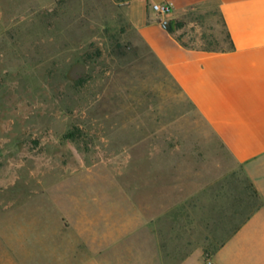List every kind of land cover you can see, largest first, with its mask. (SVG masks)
<instances>
[{
  "label": "rangeland",
  "instance_id": "374dc122",
  "mask_svg": "<svg viewBox=\"0 0 264 264\" xmlns=\"http://www.w3.org/2000/svg\"><path fill=\"white\" fill-rule=\"evenodd\" d=\"M131 3L0 0V264H213L263 202ZM168 21L229 45L216 1Z\"/></svg>",
  "mask_w": 264,
  "mask_h": 264
},
{
  "label": "crops",
  "instance_id": "0c3cea01",
  "mask_svg": "<svg viewBox=\"0 0 264 264\" xmlns=\"http://www.w3.org/2000/svg\"><path fill=\"white\" fill-rule=\"evenodd\" d=\"M147 1L132 0L129 5L133 26L233 157L245 166L263 201L213 252L210 261L264 264V0H167L176 16L218 2L235 44L228 50L184 45L156 18ZM69 225L70 220L65 222ZM103 237L98 234L94 239ZM109 239L100 252L114 247L116 240ZM81 244L75 245L73 256L83 252ZM151 250L150 264H154L152 243ZM86 258L88 254H83L72 264H88Z\"/></svg>",
  "mask_w": 264,
  "mask_h": 264
},
{
  "label": "trees",
  "instance_id": "16d2710c",
  "mask_svg": "<svg viewBox=\"0 0 264 264\" xmlns=\"http://www.w3.org/2000/svg\"><path fill=\"white\" fill-rule=\"evenodd\" d=\"M222 18H223V16H222ZM224 21V20H223ZM184 23V21H179L178 22V25L180 26V25H182ZM168 29L172 32L173 31V26H172V24L169 22V24H168ZM226 32H227V36H228V41H229V45L228 46H221V45H217V44H214V43H207V44H203V45H199V46H195V45H193V44H189V43H187V42H185V41H183L180 37H177V39L181 42V43H183L184 45H187V46H190V47H199V48H202V49H206V50H228V49H232L234 46H235V44H234V42H233V39H232V36H231V34L229 33V31L226 29ZM258 192V191H257ZM259 194V193H258ZM260 195V194H259ZM261 197V196H260ZM261 204H262V202H261ZM260 204V205H261ZM259 205V206H260ZM258 206V207H259ZM257 207V208H258ZM252 214V213H251ZM250 214V215H251ZM249 215V216H250ZM248 216V217H249ZM247 217V218H248Z\"/></svg>",
  "mask_w": 264,
  "mask_h": 264
},
{
  "label": "built area",
  "instance_id": "2783aa9c",
  "mask_svg": "<svg viewBox=\"0 0 264 264\" xmlns=\"http://www.w3.org/2000/svg\"><path fill=\"white\" fill-rule=\"evenodd\" d=\"M150 8H152L160 16V21L168 26L169 15L172 13L173 5L167 0L151 1L149 3Z\"/></svg>",
  "mask_w": 264,
  "mask_h": 264
}]
</instances>
